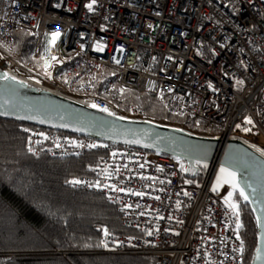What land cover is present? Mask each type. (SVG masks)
<instances>
[{
  "label": "built area",
  "instance_id": "2783aa9c",
  "mask_svg": "<svg viewBox=\"0 0 264 264\" xmlns=\"http://www.w3.org/2000/svg\"><path fill=\"white\" fill-rule=\"evenodd\" d=\"M19 31L34 37L36 60L46 54L51 77L0 52V70L9 77L82 96V105L107 108L113 117L220 141L247 138L264 150V0H1L0 43L10 45ZM125 91L159 97L192 128L146 116L128 106ZM26 129L35 156L98 154L89 176L64 185L104 196L123 226L139 233L103 235V254L152 256L157 264H243L240 220L221 195L217 166L200 165L203 176L194 184L180 158Z\"/></svg>",
  "mask_w": 264,
  "mask_h": 264
},
{
  "label": "trees",
  "instance_id": "16d2710c",
  "mask_svg": "<svg viewBox=\"0 0 264 264\" xmlns=\"http://www.w3.org/2000/svg\"><path fill=\"white\" fill-rule=\"evenodd\" d=\"M13 43L11 52L16 60L44 71L46 61L33 59L34 37L30 33L17 32ZM124 97L128 106L141 108L150 118L192 128L188 119L170 113L157 96L125 91ZM27 127L34 126L0 119V264H157L152 256L103 254L105 229L119 236L139 233L123 226L118 207L104 196L64 185L89 176L98 154L65 159L35 156L29 150ZM194 129L212 131L206 126ZM202 176L199 171L191 182L199 183ZM235 204L242 225L243 264H253L257 220L239 193Z\"/></svg>",
  "mask_w": 264,
  "mask_h": 264
},
{
  "label": "water",
  "instance_id": "95a60500",
  "mask_svg": "<svg viewBox=\"0 0 264 264\" xmlns=\"http://www.w3.org/2000/svg\"><path fill=\"white\" fill-rule=\"evenodd\" d=\"M0 113H4L0 115L3 120L180 158L188 164L187 174L193 178L205 164L234 172L257 220L258 247L253 264H264V158L245 143L120 119L16 79L0 78ZM136 140L140 142L126 143Z\"/></svg>",
  "mask_w": 264,
  "mask_h": 264
},
{
  "label": "snow or ice",
  "instance_id": "6c2138e0",
  "mask_svg": "<svg viewBox=\"0 0 264 264\" xmlns=\"http://www.w3.org/2000/svg\"><path fill=\"white\" fill-rule=\"evenodd\" d=\"M94 2H95V0H93V3H94ZM88 7H89V9H91V8H92V4H89ZM60 35H61V34H60L59 30H57V31H55V32L52 33V36H51V39H50V44H51L52 46L55 45V42H56V40L59 39ZM97 47L100 48V45H97ZM121 51H122V50H121ZM52 59L55 60L56 57H52ZM117 63H119V61H117ZM48 66H50V65H48ZM0 78L7 79V80H13V79H14V77H9V76L7 75V73H0ZM237 82H238V83H242V81H237ZM93 107H96V105H93ZM100 110H101V111H104V112H108L109 115H114L113 113L109 112L107 108H102V109H100ZM2 114H4V113H0V115H2ZM41 122H42V121H41ZM245 122H246L247 124H253V121L251 120V118L246 119ZM253 126H254V125H253ZM237 127H240V126L237 125ZM243 130L246 131V132H250V131H251L250 128H248V129H243ZM25 131H28V129H25ZM139 142H140V141H138V140H136V141H126V143H139ZM57 146H59V145H57ZM94 146H95V145H89V147H94ZM144 147H149V145L145 144ZM112 155L115 156L116 153H113ZM140 166L143 167V165H140ZM204 167H207V164H205ZM158 170L163 171L162 168H161V169H158ZM181 170L183 171L184 169L182 168ZM220 172H221V174H222V179H223V177H224L225 174L227 175V177L230 178L231 186H232L233 192L239 190V195H240L241 197H243V199H244L245 201H248V199H249L248 196L245 195L244 190H243L242 188L239 187V183H238V181H237V179H236V174H235L234 172H229L226 168H223V167H221ZM194 174H195V173H194ZM222 179L217 181V185H218V186H219V184L222 182ZM69 183H71V184H73V185H76V184L81 183V181H79V180H71V181H69ZM189 183H191V181H189ZM96 187H100V184H99L98 182H97V184H96ZM106 187H110L112 191H125L124 189H122V188H116L115 186H106ZM215 190H216V189L214 188L213 191H215ZM131 194H132V195H138V196H143V195H144V193H141V192H133V193H131ZM185 195H187V193H185ZM155 198H156V199H159V197H155ZM231 200H232V194L229 193V198H228V200L225 201V203L228 204L229 207L232 208V209L234 210L235 214H236L237 217H238V216H239V207H238L237 204L232 203ZM241 226H242V225L237 224L236 227H237V229H239ZM148 234L151 235V233H148ZM104 235H105V236L108 235L107 229L104 230ZM237 239H239V237H237ZM241 243H243V242L241 241ZM105 247H107L106 244H105Z\"/></svg>",
  "mask_w": 264,
  "mask_h": 264
},
{
  "label": "bare ground",
  "instance_id": "6f19581e",
  "mask_svg": "<svg viewBox=\"0 0 264 264\" xmlns=\"http://www.w3.org/2000/svg\"><path fill=\"white\" fill-rule=\"evenodd\" d=\"M30 84H32L33 86H36V87H40L42 88V90H46V91H49L51 93H54V94H57V95H61L71 101H74L76 103H79V104H84V105H87V100L85 98H83L82 96H78V95H74V94H70V93H67V92H64L60 89H55V88H52L48 85H44V84H41L40 82H37L35 80H30L29 81ZM242 141L250 148L252 149L254 152H256L258 155H260L261 157L264 158V150L259 147L258 145H256L253 141H251L250 139H247V138H242ZM220 169H218V176H220V178L222 177V174L220 172ZM226 175V174H225ZM229 178V177H228Z\"/></svg>",
  "mask_w": 264,
  "mask_h": 264
},
{
  "label": "rangeland",
  "instance_id": "374dc122",
  "mask_svg": "<svg viewBox=\"0 0 264 264\" xmlns=\"http://www.w3.org/2000/svg\"><path fill=\"white\" fill-rule=\"evenodd\" d=\"M14 46V43L12 41V43L10 45H3L2 43H0V52H2L4 55L6 56H9V57H12V58H16V55H13V53L11 52L12 51V48ZM11 52V53H10ZM46 57L44 56V54H42V57L39 59V60H36L34 58V54H33V59L35 61H42V59L44 60V62L46 61L45 59ZM29 65V64H27ZM33 66V65H31ZM35 67V66H34ZM38 71L41 72V70H39V68L35 67ZM42 73H44L45 75H48L51 77V74L50 73H46V71H43ZM129 92V91H128ZM133 92V91H131ZM138 93V92H136ZM229 171V170H228ZM231 172V171H229ZM222 177L220 178V176H218V180H221ZM219 190L221 191V195L222 197L225 199V200H228L229 198V193L232 194V200L231 202L232 203H236V193H239V190L233 192V189H232V186H231V181H230V178L227 177V175H224L223 179H222V182L219 184Z\"/></svg>",
  "mask_w": 264,
  "mask_h": 264
}]
</instances>
